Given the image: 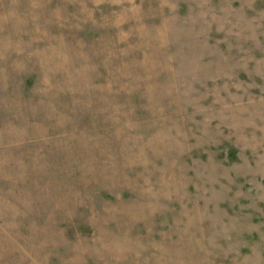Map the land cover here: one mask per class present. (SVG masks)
Returning <instances> with one entry per match:
<instances>
[{
  "label": "rangeland",
  "instance_id": "rangeland-1",
  "mask_svg": "<svg viewBox=\"0 0 264 264\" xmlns=\"http://www.w3.org/2000/svg\"><path fill=\"white\" fill-rule=\"evenodd\" d=\"M0 264H264V0H0Z\"/></svg>",
  "mask_w": 264,
  "mask_h": 264
}]
</instances>
